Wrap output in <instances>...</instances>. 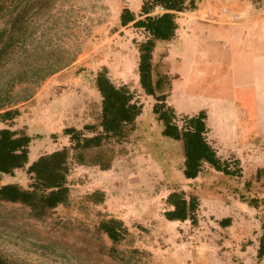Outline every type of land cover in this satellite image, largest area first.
Wrapping results in <instances>:
<instances>
[{
    "label": "rangeland",
    "instance_id": "1",
    "mask_svg": "<svg viewBox=\"0 0 264 264\" xmlns=\"http://www.w3.org/2000/svg\"><path fill=\"white\" fill-rule=\"evenodd\" d=\"M142 2L63 0L56 12L62 19L54 42L80 52L78 59L45 80L33 100L17 105L22 114L13 123H0V128L11 124L13 129L27 128L34 137L31 162L68 144L63 134L67 126L82 128L97 121L102 98L93 81L104 65L116 84H128L144 104L141 120L148 129L143 135H149L151 142L157 141L158 130L162 135L163 126L152 113L156 100L145 93L139 78L138 43L146 36L134 26L116 30L122 7L129 5L139 12ZM247 6L251 8L249 2ZM56 20L55 16L46 27L54 30ZM225 62L220 73L189 79L188 86L176 84L169 103L181 124L185 117L207 108L209 141L232 168L242 167V176L229 177L206 166L201 181H188L183 175L180 142L162 135L171 143L155 155L140 138L133 139L126 143L129 152L119 156L111 170L75 166L70 176L71 199L49 219H35L20 204L0 203V248L15 264H127L99 255L97 248L82 241L102 212L121 219L129 228L131 236L123 248L145 253L138 264H264V258H258L264 237V177L256 179L258 170L264 168V65H260L258 81V64L253 67L251 59H237L234 64L228 57ZM246 62L249 72L243 77L240 71ZM5 86L4 76L0 78V99L9 103ZM10 182L29 188L33 180L21 169L15 177L4 176L3 183ZM176 186L200 198L197 225L166 220L165 213L171 209L167 198ZM96 190L106 192V203L84 205V197ZM243 194L258 198L259 207L243 209L238 203L244 202ZM224 199L230 202L229 208ZM241 212L246 214L242 228ZM232 214L236 225L229 231L220 222Z\"/></svg>",
    "mask_w": 264,
    "mask_h": 264
},
{
    "label": "trees",
    "instance_id": "2",
    "mask_svg": "<svg viewBox=\"0 0 264 264\" xmlns=\"http://www.w3.org/2000/svg\"><path fill=\"white\" fill-rule=\"evenodd\" d=\"M202 1L143 0L139 12L124 5L116 29L132 25L146 36L138 43L140 83L145 93L156 100L152 113L163 126L162 135L180 142L183 147V175L188 181H195L204 175L208 169L206 166L229 177L243 175L242 167L232 168L209 141L210 115L206 109L185 117L181 124L175 107L169 103L173 78L166 46L177 35L178 18L198 10ZM62 2L0 0V66L3 64L0 78L6 77L4 93L10 95L6 99L9 103L0 99V123H13L22 114L17 105L33 100L45 80L69 68L78 59L80 52H73L68 46L54 42V35L59 34L56 30L61 29L62 18L57 17L56 12ZM248 2L252 12L264 10V0ZM55 16L57 26L51 30L46 25ZM29 39H33L32 44H29ZM93 83L102 98L97 121L82 128L67 126L63 134L68 138V144L54 152L43 154L31 162L34 137L27 128L13 129L11 124L0 129V203L20 204L29 209L35 219H49L71 199L70 176L75 166L111 170L118 157L129 152L126 143L137 138L147 144L155 155L167 149V144L171 142L164 140L159 130L154 142L149 140V135H143L148 129L141 120L144 104L128 84L118 85L112 80L107 65L97 72ZM17 88L20 89L18 92ZM17 94L19 98H15ZM237 163L241 165L240 160ZM21 169H26L33 180L29 188L17 182L3 183L4 176L15 177ZM263 177L264 168H261L256 179L260 181ZM106 198L105 191L96 190L84 197V205L102 206ZM242 201L251 207L260 205L258 198H248L244 194ZM167 202L171 209L165 213L166 220L198 224L201 201L196 194L189 195L184 188L176 186ZM220 224L227 227L232 224V219H223ZM87 231L90 234L82 236V241L89 243L90 248H97L99 255L115 262L138 264L145 254L138 248H123L131 233L119 218L99 212L96 226ZM258 258H264V237ZM0 264H15L1 248Z\"/></svg>",
    "mask_w": 264,
    "mask_h": 264
},
{
    "label": "crops",
    "instance_id": "3",
    "mask_svg": "<svg viewBox=\"0 0 264 264\" xmlns=\"http://www.w3.org/2000/svg\"><path fill=\"white\" fill-rule=\"evenodd\" d=\"M221 1L203 0L198 10L182 14L178 18L177 35L166 46L174 89L176 84L183 83L188 86L187 81L194 77L198 78L210 72H222L228 57H231L234 64L237 59H251L253 67L257 63L258 73L255 78L261 80L260 65H264V13L252 12L247 6L248 0H229L228 3ZM226 8L237 14L238 20L232 21L231 17L224 13ZM246 56L250 58L246 59ZM248 64L246 62L240 71L243 77L249 72ZM258 81L257 85L260 86ZM204 176L205 174L196 179V183ZM223 203L229 208V201L224 199ZM238 203L243 209H253L244 202ZM239 216L242 221L239 227L242 228L246 214L241 212ZM227 218L232 219V224L226 227L231 231L236 225V216L227 215L222 220Z\"/></svg>",
    "mask_w": 264,
    "mask_h": 264
},
{
    "label": "built area",
    "instance_id": "4",
    "mask_svg": "<svg viewBox=\"0 0 264 264\" xmlns=\"http://www.w3.org/2000/svg\"><path fill=\"white\" fill-rule=\"evenodd\" d=\"M224 13L228 14V15L231 17V20H232V21H236V20H238V15L232 13L228 8H226V9L224 10Z\"/></svg>",
    "mask_w": 264,
    "mask_h": 264
}]
</instances>
